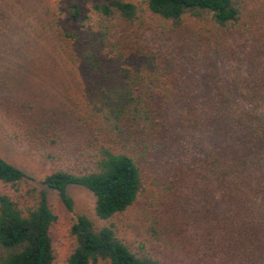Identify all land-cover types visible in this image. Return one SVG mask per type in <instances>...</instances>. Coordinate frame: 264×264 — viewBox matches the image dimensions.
<instances>
[{
  "label": "trees",
  "instance_id": "16d2710c",
  "mask_svg": "<svg viewBox=\"0 0 264 264\" xmlns=\"http://www.w3.org/2000/svg\"><path fill=\"white\" fill-rule=\"evenodd\" d=\"M85 1L62 47L76 150L42 153L38 184L0 155V264H54L48 191L73 212L71 186L99 221L142 198L154 251L76 215L65 264H264V0Z\"/></svg>",
  "mask_w": 264,
  "mask_h": 264
},
{
  "label": "rangeland",
  "instance_id": "374dc122",
  "mask_svg": "<svg viewBox=\"0 0 264 264\" xmlns=\"http://www.w3.org/2000/svg\"><path fill=\"white\" fill-rule=\"evenodd\" d=\"M91 1L83 3L90 12ZM142 3L143 0H122ZM67 0H0V155L17 164L35 184L48 174L50 163L40 155L58 151L68 158L76 150L78 133L69 110V97L80 92L79 74L64 58L63 33ZM57 139L58 146L44 142L40 125ZM53 135V134H52ZM69 149L70 152H63ZM67 160V159H66ZM74 203L69 212L48 191L49 206L56 217L50 228L54 264H65L74 244L69 235L76 215H85L96 225L112 224L117 236L135 253H153L147 233L142 198L108 221L96 219L93 196L81 187L68 189Z\"/></svg>",
  "mask_w": 264,
  "mask_h": 264
}]
</instances>
